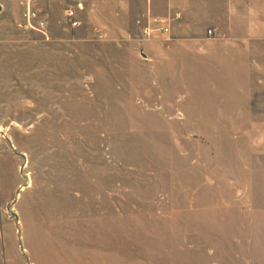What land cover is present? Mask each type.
I'll return each mask as SVG.
<instances>
[{
    "label": "rangeland",
    "instance_id": "obj_1",
    "mask_svg": "<svg viewBox=\"0 0 264 264\" xmlns=\"http://www.w3.org/2000/svg\"><path fill=\"white\" fill-rule=\"evenodd\" d=\"M4 1L0 42L34 59L0 65V264H264V125L211 119L216 80H162L137 14L86 6L73 28L77 0ZM27 1L49 37L21 26ZM234 25L200 39L205 75L236 72L216 45Z\"/></svg>",
    "mask_w": 264,
    "mask_h": 264
},
{
    "label": "crops",
    "instance_id": "obj_2",
    "mask_svg": "<svg viewBox=\"0 0 264 264\" xmlns=\"http://www.w3.org/2000/svg\"><path fill=\"white\" fill-rule=\"evenodd\" d=\"M77 1L83 5V9L78 11L79 18V13L85 11L86 6L90 16L96 15V13L103 14L106 9H109L110 20L116 23L119 18L126 21L132 20L137 14L141 18V22L145 23L141 33L146 26H154L155 18H167L166 26L169 31L158 36L162 38L155 37V43L150 41L151 39L142 41L140 53L143 55L145 63L155 65L156 73L162 67L164 70L171 66L173 72L163 77L164 81L185 82L188 75L190 82H194V80L206 81L207 78L211 82L213 80L219 82V86L212 84L210 93L206 94L207 99L212 92L215 91L214 93L217 94L216 99L209 100L206 114L211 119L217 120L219 124L264 125V109H256L261 103L264 104V101L260 100L258 103H254L256 99H264V41H261L264 39V0ZM12 3L14 10H17L16 13L20 16V12H18L21 6L20 0H12ZM4 6L5 1L0 0V10ZM98 16V18H103L101 15ZM23 22L20 23L21 26ZM81 22L83 24L82 20ZM234 23L236 24V41L220 42L216 45L220 49L230 48L237 51L236 72L231 68L229 73L223 71L205 75V71L208 70L196 62L199 58L205 61V58L201 54L199 55L198 49L199 46L208 43H201L200 39H203L211 28L216 29L217 33H223L220 26H227L225 30L232 33ZM11 24L10 29L16 28L12 21ZM102 27V25H98L94 29L97 33L105 36ZM11 46L19 50L13 59H9V53L6 52L11 49ZM32 49L35 50V47L33 46ZM26 55L29 60L34 59L31 56L30 44H28V53H26L20 44L0 42V65H6V60L9 59L8 64L13 61L12 64L20 67L25 65L23 59ZM212 71L214 70L212 69Z\"/></svg>",
    "mask_w": 264,
    "mask_h": 264
},
{
    "label": "built area",
    "instance_id": "obj_3",
    "mask_svg": "<svg viewBox=\"0 0 264 264\" xmlns=\"http://www.w3.org/2000/svg\"><path fill=\"white\" fill-rule=\"evenodd\" d=\"M26 9L24 12V22L22 23V26L37 32H40L46 37H49L48 32V20L42 16L36 11H33L31 8L30 2L27 1L25 3ZM78 9H83V5L81 3H78L77 7L72 6L66 11L67 20L70 23V26L75 28L81 26L82 22L78 17ZM168 22L167 18L164 17H158L154 19V26H146L143 29V33L145 34L146 38H155L158 37L161 34H164L169 31V28L166 26V23ZM208 33L210 35L216 34V29H209ZM100 36H103L102 34H99ZM1 150V145H0Z\"/></svg>",
    "mask_w": 264,
    "mask_h": 264
}]
</instances>
